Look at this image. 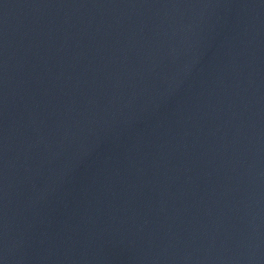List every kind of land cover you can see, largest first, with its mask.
<instances>
[{"label":"water","instance_id":"1","mask_svg":"<svg viewBox=\"0 0 264 264\" xmlns=\"http://www.w3.org/2000/svg\"><path fill=\"white\" fill-rule=\"evenodd\" d=\"M187 264H264V0H222Z\"/></svg>","mask_w":264,"mask_h":264}]
</instances>
